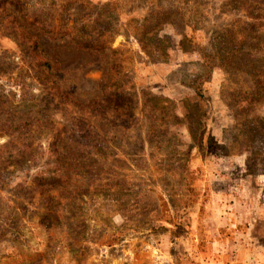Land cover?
<instances>
[{
  "label": "rangeland",
  "instance_id": "rangeland-1",
  "mask_svg": "<svg viewBox=\"0 0 264 264\" xmlns=\"http://www.w3.org/2000/svg\"><path fill=\"white\" fill-rule=\"evenodd\" d=\"M162 9L152 63L129 21ZM234 240L264 250V0H0V264H231Z\"/></svg>",
  "mask_w": 264,
  "mask_h": 264
},
{
  "label": "trees",
  "instance_id": "trees-1",
  "mask_svg": "<svg viewBox=\"0 0 264 264\" xmlns=\"http://www.w3.org/2000/svg\"><path fill=\"white\" fill-rule=\"evenodd\" d=\"M173 14H177V12L172 11V10L162 9V12L159 14L156 12V10L155 11L152 10V12H149V14L140 21L141 23L138 21H134V20L129 21V24L130 23L135 24V27H133L134 32L132 33H133V37L136 39L138 43L140 51L152 63H158L161 59H164L167 55V51L170 48V42L166 36L160 37V31L165 25H173L169 19ZM188 22L189 20H185V23H188ZM181 36H182V41L180 44H182L183 42L189 41L184 34L181 33ZM124 37L125 38L129 37V33L127 31L124 32ZM79 39H80L79 45H81L84 48H90L89 47L90 44H88L87 42H84L83 36H81ZM202 56H203V59L206 61L204 64L205 65L204 67L209 68L211 70V66H210L211 64L209 62L210 61L209 58L212 59V57H208L204 54ZM214 59L215 57H213V60ZM200 81H205V77L204 76L196 77L193 80V82L194 83L198 82V84H196L197 86L193 85V87L197 91L196 92L197 98L202 101L204 98L201 93V90L199 89ZM131 97L133 98L132 104L135 105L137 102V98H138L137 95L124 94V95H121L120 99H117V100H120V103H122L121 107H123V105H126V103H128L127 101L131 102ZM152 100H153V103L151 105V110H150L151 112L149 113L150 116L149 118L147 117L148 118L147 120H150L152 116H155L154 113L156 112H158L159 114H166L169 111V109H171L172 105L169 100H165L163 98H155V97H153ZM163 102L167 103V105L170 104V106H162ZM58 176H60V178L64 177L66 179L64 185L69 186V180L71 178L67 177V174L64 176L62 175V172H60ZM74 183L77 185V187L73 189V192L68 194V197L64 198L66 203L69 202L72 205H75V203L77 202V198L75 196L78 193V191L81 189L80 186L77 184V182H74ZM48 185L50 186V184H47L46 186L47 188H45L46 189L45 193H48V194L43 196V198L45 199L43 200V203L46 205L45 212L40 215L41 225L42 226L45 225L47 227L49 226L48 224L50 223L51 220L57 221V218H58L56 214L58 210L54 212L48 208L51 206L52 203H55L54 204V207H55L57 204L55 200L60 199V197L58 199H55L49 195L52 191H54V189L53 188L49 189ZM134 206H135L134 204L133 205L131 204L129 206V209L131 208L134 209Z\"/></svg>",
  "mask_w": 264,
  "mask_h": 264
},
{
  "label": "crops",
  "instance_id": "crops-1",
  "mask_svg": "<svg viewBox=\"0 0 264 264\" xmlns=\"http://www.w3.org/2000/svg\"><path fill=\"white\" fill-rule=\"evenodd\" d=\"M235 240L234 241H229L226 242L224 244H220V247L224 248V247H234L235 248V254L233 255V257L229 258V262L231 264H264V250H262L261 254L258 253V251L252 252L253 250L250 251V249L248 248V244L246 241H240V240ZM232 248V249H234ZM247 248V249H246ZM219 252V251H218ZM220 254H222V252H219ZM255 253V257L251 259V257L254 256ZM259 256L261 258H259ZM251 259V261H250Z\"/></svg>",
  "mask_w": 264,
  "mask_h": 264
}]
</instances>
